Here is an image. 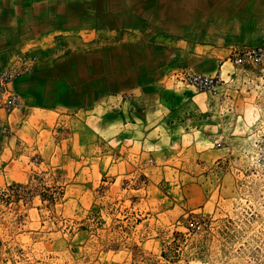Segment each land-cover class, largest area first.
Returning <instances> with one entry per match:
<instances>
[{"label":"rangeland","instance_id":"374dc122","mask_svg":"<svg viewBox=\"0 0 264 264\" xmlns=\"http://www.w3.org/2000/svg\"><path fill=\"white\" fill-rule=\"evenodd\" d=\"M97 1L24 0L25 16L45 10L38 22L55 26L24 35L20 47L1 37L0 69L15 66L18 79L37 61L108 47L118 64L159 59L169 70L151 102L110 89L92 104L19 96L20 107L0 109V264H264V97L238 75L214 92L195 91L169 66L187 52L221 65L231 49L264 42V0L191 8L201 15L189 20H181L185 7H172L185 0H115L103 25ZM0 3L14 22V0ZM72 5L93 19L67 21ZM146 9L150 18L140 15ZM221 72L226 78L233 66L226 61ZM172 84L193 98L167 118Z\"/></svg>","mask_w":264,"mask_h":264},{"label":"crops","instance_id":"0c3cea01","mask_svg":"<svg viewBox=\"0 0 264 264\" xmlns=\"http://www.w3.org/2000/svg\"><path fill=\"white\" fill-rule=\"evenodd\" d=\"M171 1L174 2L175 0ZM227 1L231 2V0H185L183 2L181 1L182 4L177 2L172 7L177 8L176 11H180L179 7L181 6L185 7L186 10L183 12L186 14V16L181 20H189V18L199 17L201 15V12L199 13V11L202 8H204L206 11L212 12L214 9H216L218 3ZM10 2L11 1H9V3ZM17 2L18 1L14 0L13 4L14 8L18 11V13L14 14L16 17L14 22L11 21L13 17L9 18L12 15V12H9L10 9L8 6L6 9L7 11H5V16L2 13L0 14V19H2L0 20V33L3 34H0V56L4 58L7 54V50L2 46L3 40L1 42V37H4L6 34H8L9 38L6 35V40L4 39L5 42L10 40V37L11 39L13 37L17 40L19 39L20 42L17 44L18 47H20V44L24 40V35L28 36L30 34L33 36L34 33H50L55 26L54 24L50 23L53 20H48V24H43V22H41L44 21V19L46 20L45 10H43L41 14H38L39 17L36 18V16H34L33 18H30L28 15L25 16L29 9L28 3L24 5V0L20 3ZM39 2L43 1H37L36 3L34 1V3H31L33 4L31 7H35V4H38ZM115 3V0H108V2L106 0H100L94 3L98 8H102L101 12L99 11L101 14H99L100 17L94 19H97L99 23L105 22V24H108L109 20L108 18H105L106 16H104V13L109 7H114L112 5ZM105 4H109L107 6L108 8ZM143 4L150 7V1H145ZM0 5H2V3H0ZM24 6H27L28 9L26 8L25 10ZM196 7L199 9V11L191 10V8L196 9ZM73 8V5L68 7L69 14L67 16V21L73 24H80L89 23V18L93 19L92 17L81 14L79 9L77 12L73 11ZM93 8L95 7L93 6ZM148 9H146L149 11L148 14H142L140 12V15L150 18L152 13L150 12L151 10ZM86 14L88 13L86 12ZM128 15L131 17L130 13H128ZM2 16H4V18ZM156 17L160 18V16ZM38 18H42L41 21H39L42 24H39ZM59 18L60 17L57 18V21L61 25L62 22ZM167 21L172 22L177 20L175 18H170L167 19ZM130 24L138 25L140 23L138 19H135L134 22ZM28 25L31 27H28ZM262 39H264V37H262ZM255 43L264 42H254L248 45ZM122 48L126 49L128 47L124 46ZM132 48H137L135 43H132ZM108 50V47L95 52H86L78 49H72L69 50L66 55H61L57 59H45L42 61H37L36 66L30 75L14 80L11 85V90L16 92L18 96L22 97L23 104L24 102L29 104H92L101 95L105 93L109 94L110 89L116 91L115 93H123L124 91L129 90L132 92V94H134V96L135 94L139 96L142 95L146 98L147 102L153 101L152 98L156 95L155 88L157 87L154 82L161 76V72L163 70L168 71L169 67H166L162 62L157 64L159 59L155 61L150 60V58L144 60L143 63L138 61L129 64L127 62H121L122 64H118L114 60L115 57L108 53ZM201 59L204 61L203 57L190 55V53L187 52L186 54H183V60L178 62L177 65L171 64L169 66H175L179 70L192 69L195 72L206 71L209 73H215L219 70L221 72L223 64L227 61H223L221 62L222 64L219 65L220 60L212 59V61L208 63L201 64ZM142 70L149 73L152 72V74L142 75ZM174 86L175 84L171 85L172 89L170 90V95H165L166 98L163 101V105L165 106L164 114H166L167 118L172 117L174 114H178V112H181L182 114L184 109L190 103V99L193 98V96L189 98L190 94L185 92V90L181 91L180 88H175ZM211 102L213 103V101Z\"/></svg>","mask_w":264,"mask_h":264},{"label":"built area","instance_id":"2783aa9c","mask_svg":"<svg viewBox=\"0 0 264 264\" xmlns=\"http://www.w3.org/2000/svg\"><path fill=\"white\" fill-rule=\"evenodd\" d=\"M226 60L233 66L234 71L225 73L226 78L220 70L214 74L182 70L179 72V79L192 86L195 91L214 92L216 88L238 75L241 83L246 86V91L259 93L264 97V43L233 48ZM21 72L15 66L0 69V109L3 111H12L21 105L19 96L6 86Z\"/></svg>","mask_w":264,"mask_h":264},{"label":"bare ground","instance_id":"6f19581e","mask_svg":"<svg viewBox=\"0 0 264 264\" xmlns=\"http://www.w3.org/2000/svg\"><path fill=\"white\" fill-rule=\"evenodd\" d=\"M90 19V18H89ZM87 21V20H86Z\"/></svg>","mask_w":264,"mask_h":264}]
</instances>
